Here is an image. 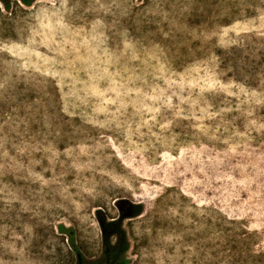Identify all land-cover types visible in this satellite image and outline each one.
<instances>
[{
	"label": "rangeland",
	"instance_id": "374dc122",
	"mask_svg": "<svg viewBox=\"0 0 264 264\" xmlns=\"http://www.w3.org/2000/svg\"><path fill=\"white\" fill-rule=\"evenodd\" d=\"M116 203L124 264H264V0L0 4V264H102Z\"/></svg>",
	"mask_w": 264,
	"mask_h": 264
},
{
	"label": "trees",
	"instance_id": "16d2710c",
	"mask_svg": "<svg viewBox=\"0 0 264 264\" xmlns=\"http://www.w3.org/2000/svg\"><path fill=\"white\" fill-rule=\"evenodd\" d=\"M22 6H30L35 0H14ZM5 11L9 10L10 0H0ZM123 203H116V207L120 212L117 220L111 222H105L104 219L99 218L100 233H101V244L103 245L104 262L102 264H124L123 253L126 250L127 244L124 233L121 229V222L124 218L136 216L140 211L139 205H128L123 208ZM59 230L63 229L61 227ZM114 236L117 240L116 243L110 245V238ZM72 244V243H71ZM74 250L76 264H87L84 262L82 255Z\"/></svg>",
	"mask_w": 264,
	"mask_h": 264
}]
</instances>
